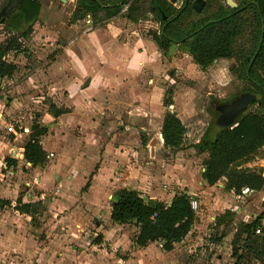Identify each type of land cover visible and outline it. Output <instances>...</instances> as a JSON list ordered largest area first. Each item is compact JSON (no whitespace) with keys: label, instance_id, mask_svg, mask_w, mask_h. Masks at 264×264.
<instances>
[{"label":"rangeland","instance_id":"374dc122","mask_svg":"<svg viewBox=\"0 0 264 264\" xmlns=\"http://www.w3.org/2000/svg\"><path fill=\"white\" fill-rule=\"evenodd\" d=\"M5 1L0 0V10L3 9ZM37 1L40 4L39 14L31 23V32L25 38L22 50L17 53L8 52L5 56L6 60L15 63L16 70L11 76L0 78V121L11 122L14 127L21 124L26 126L28 131L35 122L46 125V132L40 137L41 147L45 149V157L41 166H27L19 159H16V162H20L19 167L16 166V162L13 166H4L3 157L7 153L5 144L8 141L10 144H22L26 135L18 142H12L10 135L3 132L0 123V213L3 215L0 218L7 226L0 228V264H90L88 262L96 258L97 250L90 244L102 242L103 235L91 226L84 225L85 228H80L83 227L80 220L86 216L81 209H86L84 206L86 202L82 201L83 188L79 187V182H85L88 177L89 183L94 179L93 174L101 163L100 154L103 153L101 147L105 138L100 137L98 132L97 136L83 133L81 124L69 121L67 117L60 119L51 117L46 112L48 103L52 102L67 109L63 100L65 95L56 93V89L48 88V84H54L57 80L54 75L47 76V72L43 71L46 75L44 78L38 71H41L39 68L48 66L50 62L48 56L50 57L53 52L62 51L64 39L60 34L70 35L66 30L70 25H66L68 19L69 22L72 21L71 26H73L71 35L76 30L86 32L89 26L96 27L101 22H89L92 19L90 16L77 21L71 19L72 10L76 5L75 0ZM216 1L223 2V0ZM146 2L147 0L142 3L143 8H146ZM231 2L236 3L235 0ZM178 4L179 0L173 2L175 7ZM214 7L215 2H211V9ZM121 11L123 12L122 9ZM99 16L101 17L102 13ZM186 21L185 18L184 22ZM135 22V31L141 37L149 38L150 32H158V20L148 10L144 11ZM5 36H7V26L0 24V40ZM246 38L247 31L238 38V41L241 43ZM187 49L186 45L179 44L169 55L163 54L161 50L159 57L161 65L157 71L159 76L157 84L166 91L162 98L171 100V104L166 106L165 110L174 112L186 129L182 147L172 152L162 146L158 149L154 142L153 146L148 145L149 153L147 146L142 153L140 140L142 142L148 136H141L139 132L136 136V149L139 151V156L135 155L139 159L137 163L157 174L163 171L162 175L158 174L154 182L160 188L168 189L169 186V190L175 182L172 181L174 176H179L189 188L200 186L198 176L201 172V161L206 153H198L190 147V144L198 140L210 122L215 121L219 104L239 95L244 85L229 71L231 59H217L202 70L196 64H192ZM254 108L255 104L248 106L245 111ZM136 124V129H139L140 125H145V121L138 120ZM123 125L124 122L120 125L121 129ZM106 131L107 129L102 131L105 132L103 135ZM151 147H153L152 151H155L154 155L150 154ZM70 160L77 166L79 164L86 167L81 176H77L68 169V166L65 167L69 165ZM242 165L260 169L264 175V145H261L258 152ZM165 168L168 172L164 171ZM42 173H46L48 178L46 182L40 178ZM73 177H77L78 181H73ZM38 178L39 182L34 184L33 179ZM167 178H171V181ZM60 179L62 184L59 182ZM69 182H75L72 189L67 185ZM218 183L221 185L218 186ZM202 187L203 189L196 190L197 193L193 196L197 201L196 228H204V230L198 238H192L190 253L178 249L173 257L183 261L184 264L188 262L234 264L235 258L230 255L229 247L234 233L232 231L238 221H249L264 210L262 199L264 188L259 192L242 190L239 194H235L223 187V179L213 185H202ZM26 190L30 191L36 205L32 219L25 214L16 213L13 209L15 199L22 196ZM109 193L110 190H106L104 194L106 202L109 201V196L107 197ZM3 200H8L9 204H2ZM224 210L232 212L230 218L221 223H214L213 219ZM74 215L78 219L77 224L74 222L75 225H71L70 221ZM88 216L92 215L87 214ZM210 216L213 218L210 219ZM66 218L68 219L65 221ZM87 224H90V220ZM129 226L130 234L133 236L136 227L133 224ZM131 238L130 236L129 239ZM153 246L154 249L150 248L152 254L150 258L153 263L150 264H165V254L160 251L157 243ZM248 264H256V262L249 260Z\"/></svg>","mask_w":264,"mask_h":264},{"label":"trees","instance_id":"16d2710c","mask_svg":"<svg viewBox=\"0 0 264 264\" xmlns=\"http://www.w3.org/2000/svg\"><path fill=\"white\" fill-rule=\"evenodd\" d=\"M75 0L71 19L90 16L93 23L121 15L135 22L146 10L158 20V32H150L156 46L166 54L169 46L183 44L188 54L200 69H205L217 59H231L229 71L243 82L241 92L255 95V108L240 113L235 121L224 127H216L215 121L208 124L192 147L198 153L205 152L201 161L200 176L208 184L223 179V187L239 194L261 189L264 178L260 169L243 166L264 144V0H235V7L226 1L204 0L199 11L193 10V0ZM211 2L215 7L211 9ZM125 5L123 12L122 7ZM40 4L37 0H18L9 13H0V24H6L7 36L0 41V78L9 77L16 70L12 61L5 59L8 52L17 53L31 32ZM102 13V16L99 15ZM185 18L187 19L184 22ZM247 31V38H238ZM261 40L259 41V39ZM166 91L164 90V93ZM163 106L171 100L163 99ZM249 105V106H250ZM46 112L53 118L67 112L66 108L48 103ZM185 126L174 112L165 110L159 133L164 148L172 152L183 145ZM46 125L33 123L21 144L23 158L31 166H41L45 151L40 137ZM7 165L15 160L5 158ZM193 195L185 190L173 194L168 203L143 197L138 191L128 188L114 189L110 198V219L116 223H131L136 227L133 241L138 246L159 240L163 250L168 251L174 242L180 241L194 222L195 212L190 207ZM2 203H8L3 200ZM14 208L33 216L36 205L15 200ZM232 212L224 210L214 218L221 223L230 218ZM264 210L249 221H238L231 241L234 264L253 260L264 264ZM259 227V233L254 229Z\"/></svg>","mask_w":264,"mask_h":264},{"label":"crops","instance_id":"0c3cea01","mask_svg":"<svg viewBox=\"0 0 264 264\" xmlns=\"http://www.w3.org/2000/svg\"><path fill=\"white\" fill-rule=\"evenodd\" d=\"M99 22H101L100 25L96 27L89 26L86 32H77L76 30L71 35V27L73 26H71L72 21L69 22L68 19L66 25H70L67 26L66 30L70 32V35L67 33L60 34L64 39V41L62 40V51L53 52L50 57L48 56L50 58L48 66L42 69L39 68L41 71L37 70L44 78L46 75L43 74V71L47 72V76L54 75L57 80L54 81V84H48V88L56 89V93H61L62 96L65 95L63 100L67 112L55 118L67 117V120L81 124L83 133L91 136H97L99 133L100 137L104 136L105 138L101 147L103 149V153L100 154L101 163L93 174L94 179L90 183L89 177L85 182H79V187L83 188L82 201L86 202V205L83 204L86 209H81L86 216L80 220L83 224V227L80 228L91 226L103 235L102 242L90 244L92 247L95 246L97 250L95 253L96 258L92 262L89 260L88 263L150 264L153 263L152 258H150L152 256L150 248L154 249L153 245L157 243L160 251L165 254V264H184L183 261L174 259L173 255L178 249L185 250L187 253L191 252L192 238H198L204 230V228H196L195 219L185 236L180 241L174 242L170 250L165 251L162 249L159 240L149 242L144 246L136 245L129 230L131 223L119 224L113 222L109 217L110 198L113 190L117 188L134 189L143 197L168 203L173 194L177 192L185 190L188 194L196 195V190L203 189L202 185H209L202 180L199 174L201 184L198 188L187 187L183 180L179 179V176H174V179H172L175 182L172 183L171 190H169V186L168 189L160 188L154 182V179H157L158 174L162 175L163 171L157 174L151 172L150 168H145L137 163L139 159L135 155L139 156V151L136 149L138 132L141 136H148V138H144V141L141 142L140 140L142 153L146 146L149 153L148 145L153 146L154 142L158 149L161 146L164 148L159 133L165 111V106L162 103L164 90L163 87L157 84L159 78L157 71L161 65V62L159 63L161 50L156 46L151 36L149 38L141 37L135 31L136 22L130 21L121 15L102 19ZM178 45L175 44L174 47ZM166 54L169 55L168 50ZM192 64L195 63L192 62ZM85 80H87L86 85H84ZM138 120H144L145 125L142 124L139 129H136V121ZM122 122H124V125L121 129ZM105 129L107 131L103 135L105 132L102 131ZM24 136L13 140L10 134L12 142H18ZM106 137H109V139H106ZM5 146L7 153L3 157L4 166H8L5 160L6 157L14 159L15 162L16 159H19L24 165L27 164L23 158L21 144H10L8 141ZM10 146H15V157L20 156L18 151H21V156L14 158L8 152ZM152 148H150V154L154 155L155 151H152ZM43 150L45 149L43 148ZM18 163L20 162L17 161L16 164ZM27 166H30V163ZM67 166L77 176H81V173L86 170L85 166L79 164L77 166L73 161L65 167ZM164 171L168 172L167 168ZM262 176L264 178L263 173ZM40 178L45 182L48 179L46 173H42ZM167 179L171 181V178ZM38 180L40 179L38 178ZM72 180L78 181L77 177H73ZM59 182L62 184V179ZM74 183L69 182L67 185L72 189ZM217 185L220 186L221 184L218 183ZM263 188L264 183L258 192ZM106 190H110L107 195V197L109 196L108 202L104 200ZM18 197H20L21 202L35 203L33 196L29 200L24 196V193ZM262 199L264 200V195ZM7 204H9V201ZM13 209L16 213L25 214L30 219L33 218L29 214ZM87 214L92 216L87 217ZM0 216L3 215L0 213ZM73 217L70 221L71 225H75L74 222L76 223V220H78L76 215ZM212 218L210 216V219ZM89 220L90 224H87ZM0 228H7L1 218ZM62 228L64 227L62 226ZM234 231L235 228L232 232ZM130 236L131 239H129ZM229 247L231 255V243ZM188 264L194 263L188 262Z\"/></svg>","mask_w":264,"mask_h":264},{"label":"water","instance_id":"95a60500","mask_svg":"<svg viewBox=\"0 0 264 264\" xmlns=\"http://www.w3.org/2000/svg\"><path fill=\"white\" fill-rule=\"evenodd\" d=\"M18 0H6L5 5L3 7L2 14L5 15L9 13L12 9H14L17 5ZM61 2H64L65 0H60ZM226 3L230 7H235L236 4L231 2V0H226ZM204 0H193L191 3V7L195 11L201 10L203 7ZM264 27V26H263ZM261 38L259 39V41ZM174 43H172L168 49V53L170 54L172 51V48L174 47ZM87 80H85L84 85H86ZM255 100V95L250 92H241L239 95L232 98V100L228 103H221L218 106L219 115L215 119L216 127H224L231 125L237 116L244 112L248 106ZM17 166H20V163L17 164Z\"/></svg>","mask_w":264,"mask_h":264},{"label":"built area","instance_id":"2783aa9c","mask_svg":"<svg viewBox=\"0 0 264 264\" xmlns=\"http://www.w3.org/2000/svg\"><path fill=\"white\" fill-rule=\"evenodd\" d=\"M124 9H125V5L122 7V10H124ZM0 117H1V116H0ZM0 123H1V127L3 128V131H4L6 134H9V135L11 134L13 140L17 139L18 137L20 138V137H22V136H24V135H27L28 132H29V131H28V128H27L26 126L21 125V124H18V125H16V127H14V125H13L11 122L6 123L5 121L1 120ZM15 128H16V129H15ZM14 148H15V146H12V147L10 146L8 152H9L10 154H12L14 158L20 157V156H21V151H18V152L20 153V156H16V157H15V150H16V149H14ZM49 155H51V153H49ZM28 164H29V163L27 162L26 165H28ZM33 183L36 184V183H37V179H33ZM26 185L29 186V184H26ZM243 190L247 191L246 188H244ZM24 196H25L26 198H28V200H29V199L32 197V194L30 193L29 190H26V191L24 192ZM190 207H191V209H192L193 211H195V210L197 209V201H196L195 198H192V199L190 200ZM262 223L264 224V218H263ZM259 230H260L259 227H258V228H255V229H254V233H259Z\"/></svg>","mask_w":264,"mask_h":264},{"label":"flooded vegetation","instance_id":"af4514ba","mask_svg":"<svg viewBox=\"0 0 264 264\" xmlns=\"http://www.w3.org/2000/svg\"><path fill=\"white\" fill-rule=\"evenodd\" d=\"M2 12H3V9L0 10V13H1V14H2ZM233 98H234V97H233ZM231 100H232V99H231ZM231 100H229V101H227V102H224V103H228V102H230ZM221 103H222V102H221ZM221 103H220V104H221ZM220 104H219V105H220ZM215 114H216V113H215ZM218 115H219V111H217V114L215 115V117L217 118Z\"/></svg>","mask_w":264,"mask_h":264}]
</instances>
